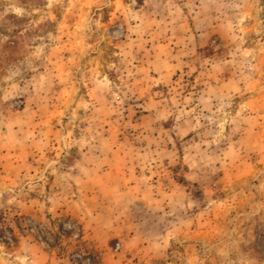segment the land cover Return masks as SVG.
<instances>
[{
  "label": "rangeland",
  "instance_id": "rangeland-1",
  "mask_svg": "<svg viewBox=\"0 0 264 264\" xmlns=\"http://www.w3.org/2000/svg\"><path fill=\"white\" fill-rule=\"evenodd\" d=\"M258 0H0V264H264Z\"/></svg>",
  "mask_w": 264,
  "mask_h": 264
},
{
  "label": "water",
  "instance_id": "water-1",
  "mask_svg": "<svg viewBox=\"0 0 264 264\" xmlns=\"http://www.w3.org/2000/svg\"><path fill=\"white\" fill-rule=\"evenodd\" d=\"M261 12L259 13V19L264 23V0H258Z\"/></svg>",
  "mask_w": 264,
  "mask_h": 264
}]
</instances>
